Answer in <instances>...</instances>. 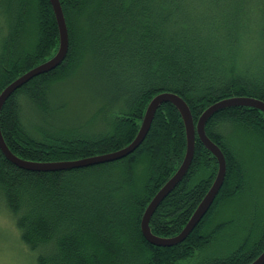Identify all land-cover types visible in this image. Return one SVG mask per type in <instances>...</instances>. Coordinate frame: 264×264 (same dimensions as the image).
I'll return each instance as SVG.
<instances>
[{
	"label": "trees",
	"instance_id": "trees-1",
	"mask_svg": "<svg viewBox=\"0 0 264 264\" xmlns=\"http://www.w3.org/2000/svg\"><path fill=\"white\" fill-rule=\"evenodd\" d=\"M61 4L69 32L67 56L15 90L0 112L8 147L24 159L72 160L120 149L136 137L150 100L162 91L182 96L195 122L227 97L264 100V0ZM0 12L1 93L51 58L60 38L50 0H0ZM79 74L99 87L98 110L115 111L106 129L94 132L52 122L60 110L52 105L53 86ZM206 132L225 154V181L206 215L176 245H155L141 229L147 205L186 153L185 124L171 102L157 109L139 147L114 161L30 170L13 163L0 147V199L23 241L37 252V264H249L264 250V203L238 219L223 217V207L247 193L251 198L258 194L248 178L243 147L234 138L242 134L255 140L263 157L257 163L264 167V112L250 106L221 109L208 119ZM218 165L197 136L187 174L151 217L153 233L173 236L182 230L211 187ZM237 221L245 229L238 247L210 253L221 232Z\"/></svg>",
	"mask_w": 264,
	"mask_h": 264
},
{
	"label": "water",
	"instance_id": "water-1",
	"mask_svg": "<svg viewBox=\"0 0 264 264\" xmlns=\"http://www.w3.org/2000/svg\"><path fill=\"white\" fill-rule=\"evenodd\" d=\"M53 6V10L57 19L59 28V48L57 52L46 61L34 66L10 84H8L0 93V112L7 100V98L25 82L31 78L49 72L59 66L67 56L69 50V32L65 18V14L62 8L61 0H50ZM165 102L173 103L181 113L185 124L187 148L182 163L175 171V173L163 184V186L156 192L154 197L147 205L141 220V229L148 241L155 245L160 246H172L185 240L188 235L194 230L201 219L206 215L212 206L216 196L218 195L226 177L227 173V161L222 148L213 141L206 132V124L208 119L221 109L232 106H250L256 107L264 112V100L247 95L231 96L219 101H216L209 107H207L200 115L197 122H195L191 108L186 100L179 94L171 91H162L157 93L149 102L141 126L136 137L126 146L110 151L107 153L97 154L89 157H82L72 160H59V161H32L24 159L15 153L8 147L0 126V147L4 154L15 164L30 170H63L72 169L78 167H84L101 162L114 161L134 152L139 145L143 142L147 136L153 119L155 117L157 109ZM202 141V143L215 155L218 160L217 175L202 198L200 203L193 211L191 217L182 228V230L173 236H160L152 232L150 227V220L155 213L161 202L173 191L177 185L182 181L187 174L194 158L196 137ZM249 264H264V250Z\"/></svg>",
	"mask_w": 264,
	"mask_h": 264
},
{
	"label": "rangeland",
	"instance_id": "rangeland-1",
	"mask_svg": "<svg viewBox=\"0 0 264 264\" xmlns=\"http://www.w3.org/2000/svg\"><path fill=\"white\" fill-rule=\"evenodd\" d=\"M3 24L4 18L0 12V41L3 36ZM53 87L55 91L52 92V105L60 108L53 114L55 116L52 120L54 125L67 121L69 124L85 127L94 132L107 128L109 120L107 118L111 117V113L115 111L98 110L100 100L95 97V92L99 87L92 86L80 74L64 79ZM236 142L239 147H243V150L240 149L246 157L244 160L248 169V178L250 174V179L253 181L251 186L258 193L253 198L250 193H247L244 197L234 200V203L223 207V217L233 216L238 219V215L253 209L256 204L264 203V167L257 163L260 157L262 159L263 157L260 149L255 146V140L240 134L234 138V143ZM243 229L238 227L237 221L222 231L208 248L209 252L225 254L229 249L238 247V243H241L240 241L245 236V229ZM0 264H37V252L30 249L21 238L16 219L8 211L2 199H0Z\"/></svg>",
	"mask_w": 264,
	"mask_h": 264
}]
</instances>
